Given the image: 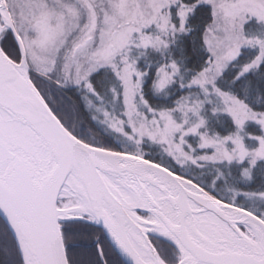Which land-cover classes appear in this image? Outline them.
<instances>
[{
  "label": "snow or ice",
  "instance_id": "1",
  "mask_svg": "<svg viewBox=\"0 0 264 264\" xmlns=\"http://www.w3.org/2000/svg\"><path fill=\"white\" fill-rule=\"evenodd\" d=\"M0 264H264V0H0Z\"/></svg>",
  "mask_w": 264,
  "mask_h": 264
}]
</instances>
